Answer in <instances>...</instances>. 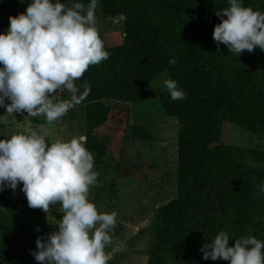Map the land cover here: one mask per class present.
<instances>
[{
  "label": "trees",
  "instance_id": "obj_1",
  "mask_svg": "<svg viewBox=\"0 0 264 264\" xmlns=\"http://www.w3.org/2000/svg\"><path fill=\"white\" fill-rule=\"evenodd\" d=\"M101 1L105 14L125 16L126 28L123 43L106 47L109 57L80 77L90 85L89 131L108 118L111 107L104 99L129 102L144 96L164 70L186 93L177 100L167 90L161 95L166 111L180 123L178 195L156 210L151 264H227L203 258L205 240L221 230L230 233L229 245L248 235L264 240V193L257 187L263 170L247 164L240 147L222 140L226 121L264 131V50L238 55L223 43L218 47L212 35L221 22L216 11L228 7L227 0ZM243 4L264 12V0ZM173 57L177 62L170 65ZM0 192L16 219L14 231L0 235V250L5 244L35 250L36 240L8 187Z\"/></svg>",
  "mask_w": 264,
  "mask_h": 264
},
{
  "label": "clouds",
  "instance_id": "obj_2",
  "mask_svg": "<svg viewBox=\"0 0 264 264\" xmlns=\"http://www.w3.org/2000/svg\"><path fill=\"white\" fill-rule=\"evenodd\" d=\"M98 2L71 0L69 6L61 0H30L25 11L9 17L7 30L0 32V106L6 113L43 115L52 123L87 97L89 83L85 80L78 86L76 81L90 65L110 55L97 27ZM227 2L228 7L216 11L221 22L212 35L218 47L223 43L238 55L256 47L264 50V12L245 6L243 0ZM177 59L168 63L174 65ZM163 83L171 99L185 97L175 79ZM62 91L69 97L58 98L56 93ZM86 140L83 134L52 139L37 129L0 139V190H15L22 183L29 207L48 212L58 203L63 213L56 230L36 239L32 255L41 264H107L109 260L105 247L111 242L117 213L100 212L89 199L99 173ZM257 187L264 193V182ZM229 238L230 233L221 230L210 242L205 240L200 247L203 258L264 264V240L248 235L229 245Z\"/></svg>",
  "mask_w": 264,
  "mask_h": 264
},
{
  "label": "rangeland",
  "instance_id": "obj_3",
  "mask_svg": "<svg viewBox=\"0 0 264 264\" xmlns=\"http://www.w3.org/2000/svg\"><path fill=\"white\" fill-rule=\"evenodd\" d=\"M61 2L70 6L71 0ZM82 2L87 4L88 0ZM29 3L30 0H0V32L7 30L9 17L25 11ZM96 22L105 47L123 43L126 28L123 14H105L99 0ZM167 78H171L168 71H162L148 84L146 95L129 102L104 99L111 110L107 120L92 132L88 128L87 97L52 123L43 115L30 117L27 112H16L14 116L0 106V139L5 134L33 129L42 130L52 139L57 136L70 139L81 134L87 137L86 147L92 152L94 169L99 173L97 185L90 188L89 199L98 211L117 213L116 223L110 229L111 242L105 247L107 264H151V250L157 241L156 229L152 228L157 223L156 210L178 195L180 123L163 104L161 95L167 90L163 81ZM76 83L79 86L81 78ZM56 95L68 98L70 94L62 91ZM5 103L10 101L5 98ZM222 135L223 142L240 147L247 164L263 170L258 185L264 182V131L257 133L226 121ZM21 187L22 183L15 190L8 187L15 209L35 240L38 236L47 238L58 228L63 216L60 205L50 206L48 212L29 207ZM0 210V235L5 237L14 231L16 219L7 210L1 192ZM3 248L0 264H41L35 260L33 251L14 250L8 244ZM168 264L176 263L172 260Z\"/></svg>",
  "mask_w": 264,
  "mask_h": 264
}]
</instances>
